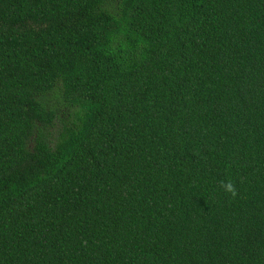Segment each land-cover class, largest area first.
Returning <instances> with one entry per match:
<instances>
[{
  "label": "trees",
  "instance_id": "trees-1",
  "mask_svg": "<svg viewBox=\"0 0 264 264\" xmlns=\"http://www.w3.org/2000/svg\"><path fill=\"white\" fill-rule=\"evenodd\" d=\"M0 264H264V0H0Z\"/></svg>",
  "mask_w": 264,
  "mask_h": 264
}]
</instances>
